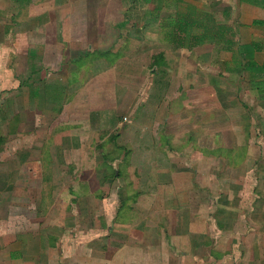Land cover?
<instances>
[{"label":"crops","instance_id":"crops-1","mask_svg":"<svg viewBox=\"0 0 264 264\" xmlns=\"http://www.w3.org/2000/svg\"><path fill=\"white\" fill-rule=\"evenodd\" d=\"M168 9L174 10L175 15L170 16L175 18L161 17L157 13ZM200 11L208 12L207 19L203 18L208 25L214 28L228 26V31L208 34L203 40H199L195 27L186 34L177 18L185 12H193L194 17V12ZM237 24L243 28L242 32L238 31L241 38L238 43V32L233 31ZM218 41L235 44L232 48L219 46L217 52L214 45ZM239 42L261 43L264 48V0H0V91H14V95L11 98L5 96V100L13 99L21 108V112L12 116L15 127H10L0 137L10 133L21 136L26 131L31 140L16 150L7 169L17 170L20 164L28 162L36 163L39 168V153L34 151L36 140L45 142L58 123L67 122V130L52 131L54 142L50 146L55 153L50 170L52 175L47 180H54L56 192L67 185V176L84 179L86 184L79 182V185L86 187L87 192L79 197L81 202L90 203L84 218H96L100 223L95 228L89 221L81 222L79 236L84 238L80 242L89 238H94L96 243L100 241L102 235L98 230L104 229L103 219L105 213H109L104 210L106 202L120 204L112 211L111 217L122 224L140 212L144 216L139 234H132L131 241L125 242V233L112 231L107 242L113 246H95L96 243L87 246L83 243L75 246L74 259L68 254L73 246H67V202L56 211L53 206L56 198H53L38 220L28 216L27 209L21 205L18 210H22L28 223L21 219L20 226L7 233L20 236L26 245L18 246L19 256L13 257V246H4L1 237L0 264H169L168 251H179V264L186 263L184 253L191 255L190 264H264V177L255 176L249 180L252 173L261 171L262 167L257 166V159L251 157L256 151V142L250 144L253 133L249 134V131L253 127L249 123H255L257 127L258 136L255 132L253 137L262 138L264 58L260 61L257 57L253 59L263 81L253 86L246 81V67H240L238 73L234 68L226 67L233 61ZM207 44L211 50L203 48ZM250 52H253L252 47ZM199 60H205V63L201 64ZM216 71L224 75L225 72L236 74L235 91H256L258 95L252 99V104L243 100L238 103L236 98L228 99L230 88L216 86L213 79L210 81V73L214 75ZM51 87L59 88L60 102L57 103ZM221 90H224L223 94L227 93L223 99L216 94ZM137 92L140 93L137 95ZM177 93L180 98L182 93L186 98L173 100ZM184 100L190 104L186 103L181 109L182 106L178 105ZM217 104L221 107V128H217ZM188 106L190 112L186 111ZM26 107L38 109L36 113L32 112V119L23 114ZM250 107L255 111L251 116L248 115ZM27 121H35V124L38 121L48 130L44 135L35 129L24 131L20 125ZM235 124H239V128ZM238 130L244 136L243 142L226 143L233 136L237 139ZM126 131L132 133L129 135ZM218 135L225 139V143L220 142ZM162 136L166 140L164 145ZM24 137L27 138L23 135V140ZM218 148L226 149L222 156L215 155ZM135 155H142L143 159L135 161ZM219 157L223 160L220 167L225 175L233 170L238 173L231 184L236 193L217 195L213 192V195L209 192L212 190L209 177L212 174L213 182L218 178L210 170L217 167ZM186 160L192 174L189 184L181 185L178 179L183 178L185 168L182 164ZM89 169L96 173L101 171L99 177L96 176L98 180L87 178ZM203 170L207 171L206 182H200V176L196 175ZM42 171L45 175V169ZM194 183H197L196 187ZM129 187L133 191L126 193L125 188ZM200 188L207 189V202H211L213 196H220L224 203L233 200L237 207L236 211H230L233 216L222 217L221 224L213 214V219L207 218L209 230L204 235L209 238L207 246H229L219 252L221 258L215 257L217 252L209 250L213 260L208 262L196 253L200 246L198 242H190L186 236L188 249L182 246L178 249L177 240L172 245V235L188 233L187 228L181 226L185 225L182 220L177 231L170 233L168 214L162 230L147 220L154 213L148 204L158 202L161 197L162 202L180 201L184 194L186 198L183 200L190 202ZM33 193L37 200H34L36 207L29 209L31 214L41 207V186L33 189ZM131 196H138L140 200L130 203L129 212L132 214L119 220L117 213L123 204L121 199ZM5 213L3 219L7 218ZM181 213L182 219H189L188 213ZM16 216L19 217L18 211ZM179 216L176 219H180ZM45 218L49 219L46 224L43 222ZM93 231H97L96 234H92ZM35 233L42 235L44 240L33 246L30 238ZM116 233L122 236L118 237ZM155 234L158 240L153 238ZM135 246L142 250L139 256L133 252ZM149 246L160 247L156 261L151 262L143 255V249ZM164 246L166 252L162 253ZM104 258L108 259L105 261Z\"/></svg>","mask_w":264,"mask_h":264},{"label":"rangeland","instance_id":"rangeland-1","mask_svg":"<svg viewBox=\"0 0 264 264\" xmlns=\"http://www.w3.org/2000/svg\"><path fill=\"white\" fill-rule=\"evenodd\" d=\"M121 13L124 14V12H121ZM157 13H159V16H161V17L165 16V15H168V16L175 15L174 10H172V9H168L165 12H157ZM197 13L198 14L201 13L202 19L203 18L207 19V17H206V15L208 14L207 11L197 12ZM198 16L200 18V15H198ZM198 16L195 15V17H198ZM169 18H175V17L170 16ZM227 27L228 26H225V29ZM233 31H234V33H235V31L236 32H238V31L242 32L243 28L237 24L235 26V28L233 29ZM202 32H203V30H202ZM239 32H238V35L236 33L237 43H238V41L241 40ZM215 43H217V44H215ZM215 43H214L215 44L214 46L216 47L217 52L220 51L219 46H221V47H229L230 46L231 47L235 44V43L230 42V41H228L226 43H224L222 41L221 42L218 41ZM261 45H262L261 43L260 44H256V43L243 44L242 42H239V46H237V44H236L235 53L233 54V57H234L233 61L226 65V67L228 69L232 70L234 68L235 73H238V70L240 67H246L245 72L248 73L245 76L246 81L253 84V86L255 85V83H262L263 82L261 77L258 75V73L261 71H259V69L256 68V66H257L256 62L254 63L255 66L253 67L252 64L248 65L247 64L248 61H246V60L249 58L254 59L255 57H257L258 60L260 61L261 58H264V48L263 47L261 48ZM250 46L252 47L253 52H250V48H251ZM210 47L211 46L209 44H207L203 48L204 49L208 48L206 50V51H208L209 49L211 50ZM244 50H247V52ZM184 51L186 52V50H184ZM244 53L246 55H248V57ZM199 61H201L200 62L201 64L205 63V60L204 61L199 60ZM217 71H218V67H217ZM217 71L214 73V75H211V73H210V75H209L210 81L213 79L214 82H212V83H215L216 86H220V87L224 86L226 88H230V90L227 92L228 93V99L229 98L230 99L236 98L235 100L238 103L241 100H243L245 103L252 104L251 103L252 99L253 98L256 99V96L258 95L256 93V91H254L253 89H249V90L244 89V90H240V91H235L234 85H235V83H237L236 74L235 75L234 74L228 75L224 71L225 72V75H224L222 73L221 74L218 73ZM207 78L208 77L205 76V79H207ZM244 82H245V80H244ZM164 84L165 83H163V85ZM158 86L161 87V84L159 83ZM45 88H47V87H45ZM51 88H53V91H54L55 97H56L55 99H56L57 103L60 102L59 96L61 95V93L59 91V88L58 87H51ZM35 93H37V92L35 91ZM35 93L33 92L32 94H35ZM139 93L140 92H137V95ZM223 93H224V90H221V91H217L216 94H220L221 98L223 99V97L226 96V94H227V93L226 94H223ZM13 95H14V91H12V92L0 91V134H4L5 132H7L10 127H15L16 123L13 122L14 118L12 120V116L17 111L21 112V108L15 104V101H13V99H9L8 102L5 100V96H6V98H9V97L11 98ZM179 95L180 94L177 93V95L173 97V100L174 99H181L184 96L183 93H182L183 96L181 98L179 97ZM152 97L154 98L156 96H152ZM184 97L186 98V95ZM263 97H264V95H263ZM186 103L190 104V101L188 102V101L184 100V102H181V105L179 104L178 107L182 106L181 107V109H182L185 107ZM183 104H184V106H183ZM174 105H175V102H174ZM188 108H189V110H186V111L190 112V110H191L190 106H188ZM219 108H221V107H219V105L217 104V108H216L217 109V128H219V127L221 128L223 126V124L220 123L221 117L219 114L221 113V111L219 110ZM250 108H252V107H250ZM56 109L58 110L60 108H56ZM63 109H65V108L63 107L62 110ZM22 110H23V108H22ZM35 110H38V109L32 108V107H26V108H24V110L22 112L25 115L28 114L30 116V118L32 119V114H34L32 112L34 111L36 113ZM250 110L251 111L248 112L249 116H251V114H253L252 112H255L254 108H252ZM58 113H60V112H58ZM66 114L67 113L65 112L64 115H66ZM224 116L226 118L227 115H224ZM251 118L253 120L255 119V117H251ZM45 120L46 119L44 118L43 121H45ZM41 122H42V120H41ZM36 123L37 124H35V121H27V122H24L20 126H23L24 131L25 130L31 131V130L35 129L36 131H39L40 133H42L44 135L48 130L47 126H41L42 124H39L38 121ZM45 125H46V123H45ZM237 125H239V124H235L234 126H237ZM249 125H252V127H253L252 130L249 131V134L253 133V135L251 136V139H250V144H252L251 141L256 142L255 148H254V149H256V151L253 153V156H251V157H253L252 159H254V160L257 159L256 160V161H258L257 166L262 165L261 171H256V173L255 172L252 173L253 174L252 177L249 175V177H251V178H249V180L253 179L255 176L262 179V177H264V132L261 133L262 138L257 137V139H255L253 136H255L254 135L255 132L257 133V136H258L257 127H256L255 123H249ZM56 126H57L56 128L51 130V132H50L51 135L49 134L50 137H48L45 142H43L42 139L36 140V143H35L36 145L34 147L35 148L34 151H35V153H39V156H38V159L40 162L39 168L37 167L36 163L28 162L25 164H20L17 170H14V168L10 169V170L7 169V167L9 166L8 164H11L10 159L14 157L16 150H18V149L20 150L21 147H24V146H26L27 143H30V141H31L30 136H29V134L28 135L25 134L26 131L23 132L24 133L23 135L27 136V138L24 137V140L22 139L23 135L18 136L16 134L10 133L8 135H5V137H3L2 141L0 142V239H1V237H3L2 241L5 244L4 246H13L11 248V250H12L11 256H13V257L19 256V252L17 250H19L20 248H18V246H25L26 245V243L25 244L22 243L23 241L21 242L20 236L16 235L15 233L14 234L13 233H7V231H9L10 229H13L15 231L16 228H18L20 226L21 219H23L25 223H28V219L25 218L24 215H22V210H18V207L22 205L23 208L27 209L26 211H27L28 216L32 215V218L34 220H38V217H40L42 215V213L45 212L47 204H49L53 198H56L55 203L53 205L55 207L56 211H58L59 208L64 207L66 202H67V225H66L67 226V246H73V248L68 251L69 252L68 254H71L73 256V258L75 259L76 258L75 257L76 256V249H77V247H75V246H82L83 243H87V246H92L91 243H93V244L96 243L94 238H93V240H92V238H89L88 240L84 241L83 243L80 242V240L84 238V236L83 237L79 236L80 235L79 234L80 223L83 221H89L96 228V227H98V222H99V219H96V218H87V220L84 218L87 214L86 213L87 210L90 207L89 202H87V203L81 202L80 197H79L80 194H82V193L84 194L87 192L86 187L79 185V182H83V185L86 184L85 181H83L84 179H77L75 177L74 178H70V177L68 178V176H67V185L61 186L58 190H56V192L54 190V185H53L54 180H52V179L50 181L47 180V177H50L52 175V171H50V170H52V167H53V165H52L53 159L52 158L54 157L53 153H55L52 146H50L51 142H54L53 133L55 130L56 131L63 130V129L67 130V122L66 123H58ZM37 127H38V129H36ZM237 128H239V126H237ZM52 131H53V133H52ZM132 131H129V132L126 131V133L130 135V133H132ZM237 133H238L237 139H235L233 136L229 140L225 141V139H222V137L220 135H218L217 138L219 137L218 139L220 140L221 143H225V142L228 144H230L232 142H233V144H235L236 142L242 143L244 140V136L242 135L240 130H238ZM161 142L163 145L166 143L164 136H162ZM224 150L226 151L225 148L216 149L215 155L218 156L220 154L222 156V154L224 153ZM241 150H245V148L241 149ZM138 152H140V151H138ZM64 154L67 155L66 153H64ZM240 155H241V152H240ZM142 157H143L142 155H135L134 160L135 161H137V159L142 160L143 159ZM8 160H9V162H8ZM64 161H67V160L64 159ZM217 161H218L217 167L214 169V171L210 170V173H213V175L218 176V178H216L215 182H213L214 178H213L212 174L209 177L210 179H212V181H211L212 190L209 191L210 194H213V192H214V194H217V195H223V194L229 195L230 193H236L235 191H233L231 184L234 183L232 181H235L234 177H235V175H238V173H236L233 170L232 172L227 171V173L229 174L228 176L225 175L226 172H224L220 167V166H222L221 164L223 163V160L219 157V158H217ZM3 162H5V163H3ZM104 165H106V164H104ZM182 166L185 168V170H183V172H182L183 178L178 179V181L182 182V183H180L181 185H187L190 182L189 177L191 176L192 172L188 169L189 167H187L188 166L187 160H186V162H183ZM219 167H220V169H219ZM42 169L43 170L45 169V173H44L45 175H43L44 171H42ZM112 169H114V168H112ZM100 172L101 171L96 173L93 170L89 169L86 172V176H87V178L91 177V179H93L95 181L96 176L99 177ZM78 174H79V172H76V175H78ZM206 174H207V171L203 170V171L197 173L196 175L200 176V182H202V181L206 182L208 179ZM103 175H104V171H103ZM223 182H224V184H222ZM10 183L12 186L9 185ZM214 183L216 185H214ZM194 184L196 187L197 183H194ZM219 184H220V186L218 187ZM40 186H41L42 192H43L40 195L41 207L40 208L38 207L31 214V210H29V209H34L33 207L36 205V204H34V200H37L36 199L37 196L33 193V189H35L36 187H40ZM217 187L219 188V190L217 189ZM204 188H206V187H204ZM98 189H99V187H98ZM198 190L199 191H196V196L194 197V199H192V197H191L190 202H185L183 200L184 198H186V195L184 194V195L180 196V198H181L180 201L176 200V202H171V201L162 202L161 201L162 197H161L158 202L148 204V208H150L151 212L154 211V213H152L150 216H148L147 220L152 221L153 225H155L159 230H162L163 227L165 226L164 223H165L166 214H168L170 216V218L167 220L168 230H169L168 233H170L172 231L176 232L177 228H179L180 221L182 220L185 225H181V224L180 225L183 228L184 227L187 228L186 230L188 233H185L183 235H179V234L178 235H176V234L172 235V237H171L172 245H175L176 240H177V242H179V246H177L178 249H180V246H182L183 249L184 248L188 249L187 246L185 245L187 243V242H185V236H186V238L188 240H190V242H192V241H194V243L198 242V244L200 246H198L199 248L195 251L198 254V256H200L203 259V261L208 262V261L213 260L212 255H210V253H209V250H210V252L211 251H215L214 253L217 252L215 257L221 258L222 255H221V253H220V255H218L219 252H221L222 249H224L225 247L226 248L229 247V246H207L206 242H209V238L204 236V235L206 234V231L209 230L208 219H210V220L213 219V216H212V214H213L216 217V220L219 221V224H221L222 223V217L224 218V216L226 215L225 216L226 218H230L231 216L234 215V213H230V211H236L237 207H236V203L233 200L229 201L228 203L227 202L224 203V200L221 201L222 199L220 196H215V197L213 196V198L211 199V202L210 201L207 202L206 201V199H207L206 196L208 194L207 189L200 188ZM128 191H133L132 187L125 188V192L127 193ZM210 197H211V195H210ZM73 198H74V200H73ZM165 198L166 197H164V199ZM214 199H217V200L215 201ZM138 200H140V199H138V196L137 197L131 196L128 198L121 199V203H123V204H122V207L120 206L121 209L117 213V216H119L118 219L119 220H125L127 217H129L130 214H132L131 212H129L130 211L129 204L130 203L135 204L133 201H138ZM153 201H155V200H153ZM118 205H120V204H118V203L115 204L114 202H106L105 203L104 210H105V212H109V213H105V218L103 219V221L105 222V225H104L105 227H104V229L98 230V234L100 233V235H102V237L100 238V241L98 243H96L95 246H100V245L101 246H111L112 244L107 242V237H110V238L112 237V234H111L112 231H114V232L120 231L123 234L125 233L126 238H127V240H125V242L131 241L133 239L132 236H134V235H132V234H135V235L139 234V232H140L139 225L141 223H143V220H144L143 219L144 218L143 213L141 214V212H140L137 215H132L130 219H127L124 222V224H122L119 221H117L116 219L111 217L112 211L117 210ZM16 211H18L19 217L16 216ZM181 212L188 213L189 219H185V220L182 219L183 213H181ZM4 213L7 215V218H5V219H3L4 217H2V216H4ZM56 214L59 215L58 212ZM10 215H13V216L11 217ZM177 216H179L180 219L179 218L176 219ZM187 218H188V216H187ZM217 218H219V220ZM48 220L49 219H46V218L43 219L44 224H46L48 222ZM4 222H5V225L2 226V224ZM57 222H60V221L57 220ZM176 222H177V227H176ZM229 224H231V221H229ZM57 227H61V225H57ZM174 227H175V229H174ZM232 227H230V228H232ZM182 229L180 228V230H182ZM178 231H179V229H178ZM26 232H27V230H26ZM95 232H97V231H93L92 234H96ZM195 232H197V233H195ZM92 234H91V236H92ZM116 235L118 237L122 236L120 233H116ZM213 236L214 235H211V238H213ZM48 237L50 239V236H48ZM193 237H195V239H193ZM28 238H30V237H28ZM153 238H156V240H158V235L155 234L153 236ZM169 238H170V236H169ZM23 239H25V237ZM43 240L44 239H43L42 235H40V234L38 235V233H35V236L33 234L30 238V242L32 241L33 246L36 245L38 242L42 243ZM88 243H89V245H88ZM27 244L29 246L30 243H27ZM39 245L42 246L41 244H39ZM61 246H63V245H61ZM137 247H139V246L134 247L133 252L136 253L137 256H139L140 252L142 253V250L140 251V248L137 249ZM242 247L243 246H241V248ZM159 248H160L159 246H149L147 249H143V255H145L146 258L149 259L151 262L156 261L155 259L158 258L157 252H159V250H160ZM165 249H166V247L164 246V249L162 248V253H163V251H165ZM173 250L175 251V246L173 247ZM214 253H212V254L214 255ZM235 253H237V252H235ZM20 254H21V252H20ZM179 254H180L179 251H178V253L176 251L175 252L171 251L169 253V251H168L167 262L169 264H179V260H180ZM184 254H185V258H186L184 260V261H186L185 264H190V261L192 259L191 255L187 254V253H184ZM107 259L108 258H104L105 261ZM111 261H112V259L109 261V263ZM77 262H78V260H77Z\"/></svg>","mask_w":264,"mask_h":264},{"label":"trees","instance_id":"trees-1","mask_svg":"<svg viewBox=\"0 0 264 264\" xmlns=\"http://www.w3.org/2000/svg\"><path fill=\"white\" fill-rule=\"evenodd\" d=\"M201 12V11H200ZM195 15L198 16V13L197 12H194ZM193 15V12H185L183 16L181 17H178V23H180V27H182L183 31L188 34L191 30V27H195L194 29L197 31L198 30V36L200 37L199 40H203V38L208 35V34H212L214 32H221V33H224V32H227L228 31V28H224V27H221L220 25L219 26H216L215 28L213 26H210L208 25V22H205L204 19H202L201 17V13L199 14L200 15V18L199 16L198 17H192ZM176 22L173 20V24H175ZM203 30V32H202ZM197 35V34H195ZM247 64H252V66L254 67V63H255V60L253 59H247ZM244 68V67H243ZM2 137H0V142L2 141ZM207 243V242H206Z\"/></svg>","mask_w":264,"mask_h":264}]
</instances>
